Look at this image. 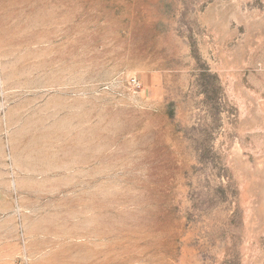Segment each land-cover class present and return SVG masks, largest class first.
Segmentation results:
<instances>
[{"label":"rangeland","instance_id":"rangeland-1","mask_svg":"<svg viewBox=\"0 0 264 264\" xmlns=\"http://www.w3.org/2000/svg\"><path fill=\"white\" fill-rule=\"evenodd\" d=\"M0 264H264V0H0Z\"/></svg>","mask_w":264,"mask_h":264}]
</instances>
